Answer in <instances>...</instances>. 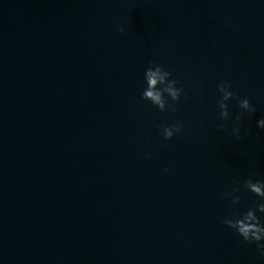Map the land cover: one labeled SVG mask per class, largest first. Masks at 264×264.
<instances>
[{
  "label": "clouds",
  "instance_id": "obj_1",
  "mask_svg": "<svg viewBox=\"0 0 264 264\" xmlns=\"http://www.w3.org/2000/svg\"><path fill=\"white\" fill-rule=\"evenodd\" d=\"M117 30L123 33L125 29L123 26H118ZM171 77V71L167 70L163 65L158 64L155 61H150L149 66L144 73V80L147 86L141 94V99L151 102V104L157 107L161 112H176L177 108L175 103L169 105L165 99V94H167L173 102H178L183 93V89L178 88V81L172 79ZM157 85H159V87H157ZM230 89L231 84L228 81H223L217 86V91L221 97L218 101L219 115L217 119L221 122L228 121L230 119L227 102L235 99L238 102L239 108L242 110L235 116V120L240 122L246 116L255 112V108L249 99H239ZM182 127L183 125L179 121L170 126H163L162 134L164 139L171 140L175 134L181 132ZM220 127L223 128L224 124L221 123ZM257 128L264 130V118L257 121ZM240 131L241 130L238 124L233 126L232 132L237 140L241 138ZM167 171L168 169H165V172ZM237 183L240 182L237 181ZM242 188L260 198L261 202L255 207H251L239 215L222 219L221 223L234 230L244 242L248 244H255L259 255L264 258V221L257 216V212L264 214V181H254L250 178L243 182ZM239 191L240 188L232 190L233 204H238L240 201V197L235 195V193ZM222 195L227 197L229 193H223Z\"/></svg>",
  "mask_w": 264,
  "mask_h": 264
}]
</instances>
